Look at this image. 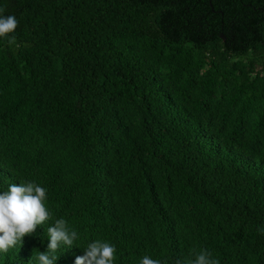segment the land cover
<instances>
[{
	"label": "trees",
	"instance_id": "trees-1",
	"mask_svg": "<svg viewBox=\"0 0 264 264\" xmlns=\"http://www.w3.org/2000/svg\"><path fill=\"white\" fill-rule=\"evenodd\" d=\"M6 14L19 47L0 38V191L36 181L53 220L0 264H38L61 217L79 238L56 264L97 239L115 264L193 247L264 264V0H12Z\"/></svg>",
	"mask_w": 264,
	"mask_h": 264
},
{
	"label": "clouds",
	"instance_id": "clouds-1",
	"mask_svg": "<svg viewBox=\"0 0 264 264\" xmlns=\"http://www.w3.org/2000/svg\"><path fill=\"white\" fill-rule=\"evenodd\" d=\"M11 2L0 0V38H5L8 46L18 48L16 37L10 34L19 27V20L15 14H6ZM47 199V189L33 180L11 183L7 190L0 191V253H7L22 244L26 236H35L38 227L53 220ZM257 231L264 235V228ZM47 238V249L36 256L38 264H56L57 251L62 245L71 248L79 234L61 217L54 219L47 228ZM83 249V254L75 257L74 264H115L117 249L111 242L97 239ZM139 264H167V261L144 255ZM176 264H220V260L207 249L193 247L190 258L177 260Z\"/></svg>",
	"mask_w": 264,
	"mask_h": 264
},
{
	"label": "bare ground",
	"instance_id": "bare-ground-1",
	"mask_svg": "<svg viewBox=\"0 0 264 264\" xmlns=\"http://www.w3.org/2000/svg\"><path fill=\"white\" fill-rule=\"evenodd\" d=\"M253 153V152H252Z\"/></svg>",
	"mask_w": 264,
	"mask_h": 264
}]
</instances>
